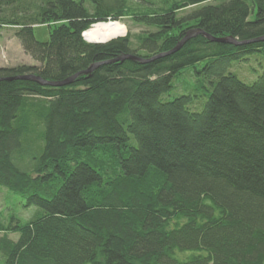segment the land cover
Returning <instances> with one entry per match:
<instances>
[{
  "label": "trees",
  "instance_id": "trees-1",
  "mask_svg": "<svg viewBox=\"0 0 264 264\" xmlns=\"http://www.w3.org/2000/svg\"><path fill=\"white\" fill-rule=\"evenodd\" d=\"M141 3L0 0V26L35 62L0 67V188L38 209L25 223L0 214L1 264L264 263V71L251 83L228 72L264 41L198 35L148 63L103 64L167 52L195 29L264 36V0ZM125 17L147 30L82 37ZM92 64L66 86L6 80L57 82ZM185 73L198 94L171 95Z\"/></svg>",
  "mask_w": 264,
  "mask_h": 264
},
{
  "label": "rangeland",
  "instance_id": "rangeland-1",
  "mask_svg": "<svg viewBox=\"0 0 264 264\" xmlns=\"http://www.w3.org/2000/svg\"><path fill=\"white\" fill-rule=\"evenodd\" d=\"M128 3H141L142 9L148 11L158 6L156 3H170L173 0H126ZM151 3V4H149ZM160 5V4H159ZM126 28L127 33H140L147 30L146 28L137 26L131 22L128 17L116 21ZM125 34V35H126ZM124 35V36H125ZM34 36L37 41H46L48 39V28L44 25L34 28ZM21 64H35L31 57L24 52L18 40L13 36L10 28L0 26V67H13ZM264 71V53H255L249 55L246 60L233 61L228 67V72L236 75V77L244 83H251ZM198 81L193 75L183 74L174 82V88L171 95L177 94H198ZM199 101L198 109L205 101V97H199L195 100ZM191 108V107H190ZM38 209L36 207H24L23 201L8 190L0 188V214L7 222V219L16 218L21 223H25L34 218ZM10 239L16 241L18 234H11ZM1 264V259H0ZM264 264V263H263Z\"/></svg>",
  "mask_w": 264,
  "mask_h": 264
},
{
  "label": "water",
  "instance_id": "water-1",
  "mask_svg": "<svg viewBox=\"0 0 264 264\" xmlns=\"http://www.w3.org/2000/svg\"><path fill=\"white\" fill-rule=\"evenodd\" d=\"M83 35H84V33L82 34V37L85 40V38H84ZM198 35H202V36L206 37L208 40H210L212 42L222 43V44L240 45V44H247V43H255V42H262V41H264V36H261V37L254 38V39H251V40H247V41H243V42H238V41L234 40L231 37L215 38V37H212V36L204 33L200 29H195V30H191V31L186 32L185 35L183 36V38L177 43V45L174 48H172L171 50L167 51V52H163V53L157 54V55H155L153 57H150V58H142V57L135 56V55H124V56H119V57L114 58L112 60L103 62V64L112 63V62H121V61H124V60L136 61V62H139L141 64L148 63V62L154 61L156 59L163 58V57H167V56H170V55L174 54L175 52H177L178 50H180V48L187 41H189L190 39H192V38H194V37H196ZM108 41H110V40H108ZM108 41H105V42H94V43H106ZM91 43H93V42H91ZM99 65H101V64H92L86 70L81 71V72H79V73H77V74H75V75H73V76H71V77H69L67 79H64V80H61V81H57V82L44 81L40 77L34 76V75H24V76H19V77H14V78H7L6 80H12V79L33 80V81H36V82H38V83H40L42 85H48V86H52V87H60V86H66V85L71 84L74 81V79L76 77L80 76V75L88 76Z\"/></svg>",
  "mask_w": 264,
  "mask_h": 264
},
{
  "label": "bare ground",
  "instance_id": "bare-ground-1",
  "mask_svg": "<svg viewBox=\"0 0 264 264\" xmlns=\"http://www.w3.org/2000/svg\"><path fill=\"white\" fill-rule=\"evenodd\" d=\"M126 28L116 21L98 23L84 32V38L88 42H105L124 36Z\"/></svg>",
  "mask_w": 264,
  "mask_h": 264
}]
</instances>
